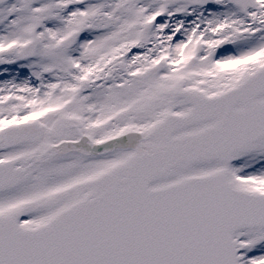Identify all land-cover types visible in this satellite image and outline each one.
Returning <instances> with one entry per match:
<instances>
[{"label": "snow or ice", "instance_id": "obj_1", "mask_svg": "<svg viewBox=\"0 0 264 264\" xmlns=\"http://www.w3.org/2000/svg\"><path fill=\"white\" fill-rule=\"evenodd\" d=\"M0 264H264V0H0Z\"/></svg>", "mask_w": 264, "mask_h": 264}]
</instances>
